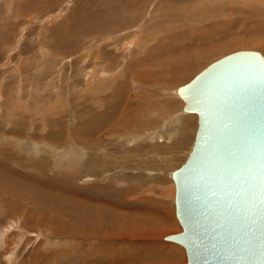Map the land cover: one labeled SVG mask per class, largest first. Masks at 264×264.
Listing matches in <instances>:
<instances>
[{"label": "rangeland", "instance_id": "1", "mask_svg": "<svg viewBox=\"0 0 264 264\" xmlns=\"http://www.w3.org/2000/svg\"><path fill=\"white\" fill-rule=\"evenodd\" d=\"M133 3L0 0V264L186 263L164 238L197 129L176 89L264 57V0Z\"/></svg>", "mask_w": 264, "mask_h": 264}, {"label": "water", "instance_id": "2", "mask_svg": "<svg viewBox=\"0 0 264 264\" xmlns=\"http://www.w3.org/2000/svg\"><path fill=\"white\" fill-rule=\"evenodd\" d=\"M262 68L258 51L239 50L176 89L182 110L197 115L191 151L171 172L182 230L164 237L183 246L185 264H264V219L256 214L246 225L232 207L246 206L248 190L259 180L258 164L246 152L252 145L258 153L264 138ZM241 191L244 196H237Z\"/></svg>", "mask_w": 264, "mask_h": 264}, {"label": "snow or ice", "instance_id": "3", "mask_svg": "<svg viewBox=\"0 0 264 264\" xmlns=\"http://www.w3.org/2000/svg\"><path fill=\"white\" fill-rule=\"evenodd\" d=\"M261 78L264 80V68L261 69ZM246 156L248 159L255 160L258 164L259 180L258 183L248 190L247 205L237 207L236 204H232V207L237 208V211L241 212V219L247 225L255 223L256 214H259L261 219H264V138L260 141L258 153L255 147L250 145ZM237 196L243 197L244 192H237ZM260 253L262 259H264V241L260 245Z\"/></svg>", "mask_w": 264, "mask_h": 264}, {"label": "bare ground", "instance_id": "4", "mask_svg": "<svg viewBox=\"0 0 264 264\" xmlns=\"http://www.w3.org/2000/svg\"><path fill=\"white\" fill-rule=\"evenodd\" d=\"M133 2H137V0H127V3H129V4H132ZM140 2V1H139ZM134 4V3H133ZM125 5V4H124ZM127 6V5H126ZM128 8V7H127ZM126 10V8L124 9V11ZM129 10V9H128ZM100 11V10H99ZM116 12V11H115ZM114 12V13H115ZM118 12V11H117ZM95 15V14H94ZM109 15L111 16V17H113V11L112 12H109V14H108V12H106V19L105 20H103V15L102 14H98L97 13V15L94 17L95 18V20L94 21H98V25H100L99 23H109V20L110 19H108V17H109ZM123 21V20H122ZM111 22V21H110ZM95 23V22H94ZM123 23V22H122ZM113 26V25H112ZM116 26L114 25V27H113V29H112V31H115L114 29H116L115 28ZM113 37V36H112ZM109 38H111V36L109 37ZM133 39H134V41L136 42V40H135V37H133ZM134 41L133 40H129V42H128V44H135L134 43ZM128 44H126V46L125 47H128ZM176 69H173L172 70V72H170V75H172L173 73H176V71H175ZM178 70V69H177ZM112 73V72H111ZM114 73V72H113ZM148 73V72H147ZM156 73V72H155ZM154 75V72H152V71H150L149 72V75ZM162 74V73H161ZM159 75V74H158ZM109 76H111V74L109 75ZM114 76V75H113ZM155 77V76H154ZM157 77V76H156ZM179 96V95H178ZM180 97V96H179ZM182 99V98H181ZM183 101V100H182ZM183 103H184V101H183ZM197 130V129H196ZM194 137H195V135H194ZM194 142V141H193ZM193 145V144H192ZM191 148H192V146H191ZM190 151H191V149H190ZM190 153V152H189ZM36 189V188H35ZM33 190H34V188H33ZM37 190V189H36ZM27 192V191H26ZM35 193V192H34ZM36 193H37V191H36ZM87 200V199H86ZM82 203V202H81ZM134 212H136V211H134ZM138 212V211H137ZM114 213V212H113ZM137 214V213H136ZM142 217H143V215H141ZM140 217V214L138 213L137 214V216H136V218H139ZM121 219H123V217L121 218ZM141 219V218H140ZM120 220V219H119ZM97 221V220H96ZM142 221V220H141ZM123 232H125V233H127L128 235H132V236H134V237H139V233H140V230L139 229H128L127 231L126 230H123ZM117 237H123L122 235H120V236H117ZM124 238V237H123ZM173 242V241H172ZM176 243V242H175ZM134 254V253H133ZM140 254V253H139ZM146 254V253H145ZM109 255V254H108ZM149 255V254H148ZM103 256H105V255H103ZM100 257H102V256H100ZM142 257V256H141ZM104 258H106V257H104ZM134 258V257H133ZM143 258V257H142ZM147 258V257H146ZM100 260V259H99ZM133 260V259H132ZM139 260H140V258H139ZM138 260V261H139ZM142 260V259H141ZM148 260V259H147ZM186 260H187V258H186ZM98 261V260H97ZM103 261V260H102ZM109 261V263L108 264H128V261L129 260H126L125 261V259H123V258H120L119 257V260L118 259H113V260H108ZM94 263H95V261H93ZM100 262V261H99ZM103 263V262H102ZM101 262L99 263V264H102ZM132 262H130L129 264H131ZM143 263V262H142ZM154 264V263H153Z\"/></svg>", "mask_w": 264, "mask_h": 264}]
</instances>
